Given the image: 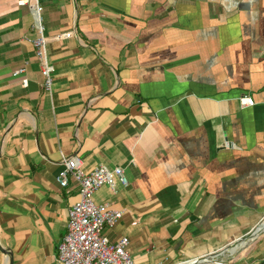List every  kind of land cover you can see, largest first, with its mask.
<instances>
[{
  "label": "crops",
  "instance_id": "1",
  "mask_svg": "<svg viewBox=\"0 0 264 264\" xmlns=\"http://www.w3.org/2000/svg\"><path fill=\"white\" fill-rule=\"evenodd\" d=\"M17 1L0 0V264H60L79 199L61 156L123 170L93 200L122 212L103 234L134 264L190 262L260 222L264 0H38L47 37L73 32L46 46L50 94ZM224 264H264V231Z\"/></svg>",
  "mask_w": 264,
  "mask_h": 264
},
{
  "label": "built area",
  "instance_id": "2",
  "mask_svg": "<svg viewBox=\"0 0 264 264\" xmlns=\"http://www.w3.org/2000/svg\"><path fill=\"white\" fill-rule=\"evenodd\" d=\"M16 5L26 7L33 16L35 38L29 42L40 66L43 90L50 94L54 69L47 58L46 46L50 41L61 42L71 38L73 32L47 37L42 25V7L39 1L18 0ZM24 72V67L19 68L13 72V76H21ZM253 104V99L249 96L239 99V105L243 108L252 107ZM69 177L79 185V199L67 211L66 233L57 246V261L60 264H134L127 249L129 241L126 237L110 243L103 234L106 228L115 226L121 219L122 212L108 204H96L93 200L94 193L103 186L110 189L115 188L117 183L125 186L123 170L98 166L85 173L78 156H61V170L55 177L56 183L60 188H65ZM136 224V221L132 222V225Z\"/></svg>",
  "mask_w": 264,
  "mask_h": 264
},
{
  "label": "water",
  "instance_id": "3",
  "mask_svg": "<svg viewBox=\"0 0 264 264\" xmlns=\"http://www.w3.org/2000/svg\"><path fill=\"white\" fill-rule=\"evenodd\" d=\"M264 216L260 220V222L253 227L247 234H245L243 237L229 243L227 246L222 248L221 250L212 253L208 256L196 258L190 262L183 263V264H224L227 260H229L235 253H237L242 247L247 245L251 240H253L254 236H258L260 233L264 231ZM3 254H6L10 257V254L7 252H3ZM9 264H11V261L9 260Z\"/></svg>",
  "mask_w": 264,
  "mask_h": 264
},
{
  "label": "bare ground",
  "instance_id": "4",
  "mask_svg": "<svg viewBox=\"0 0 264 264\" xmlns=\"http://www.w3.org/2000/svg\"><path fill=\"white\" fill-rule=\"evenodd\" d=\"M264 226V225H263ZM256 236H254L253 238H255Z\"/></svg>",
  "mask_w": 264,
  "mask_h": 264
}]
</instances>
